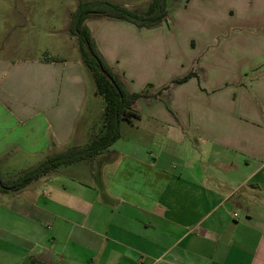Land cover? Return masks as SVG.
I'll list each match as a JSON object with an SVG mask.
<instances>
[{
  "label": "crops",
  "instance_id": "0c3cea01",
  "mask_svg": "<svg viewBox=\"0 0 264 264\" xmlns=\"http://www.w3.org/2000/svg\"><path fill=\"white\" fill-rule=\"evenodd\" d=\"M173 3L162 73L184 67L186 56L180 75H196L170 87L165 79L150 90L158 97L137 99L139 118L123 121L101 154L0 192V264H264V0ZM86 24L137 92L130 84L139 61L110 59L106 32L96 33L104 21ZM61 59L37 63L33 77L0 81V167L16 154L44 161L77 135L76 146L95 136L81 124V50ZM20 86L42 100L49 88L51 100H24Z\"/></svg>",
  "mask_w": 264,
  "mask_h": 264
},
{
  "label": "rangeland",
  "instance_id": "374dc122",
  "mask_svg": "<svg viewBox=\"0 0 264 264\" xmlns=\"http://www.w3.org/2000/svg\"><path fill=\"white\" fill-rule=\"evenodd\" d=\"M80 1L82 0H0L1 83L2 81H12V83H14L13 80L15 81L16 78L33 77L34 75L32 72L34 69L38 70L37 63L41 61L48 62L43 60L44 58L65 57L67 60L64 59V62H70L71 59L80 55L78 41L71 39L72 37L68 34L71 15ZM111 1L118 2L129 8H143L150 2V0ZM173 1L174 0H170V3L174 4ZM233 2L234 0H225V4H232ZM109 20L110 19L107 18H92L91 22L104 21L105 25L102 27V31L98 30L96 33L97 35H101L103 31L106 32V48L104 51L110 59L118 58L120 61H123V59L128 60V58H131L139 61L133 66L134 72L131 74L133 83L130 84V89L135 87L137 92L146 89L154 90V87L160 86L165 79L168 81L165 87H170L169 85H171V83H177L173 81L182 76L180 74L189 66L192 59L182 56L179 62L184 64V67L178 63L177 69L179 70H175L176 68L173 67V69L169 68L167 70L166 75L162 73L165 66H167V64H163L165 59L163 55L166 53L167 49L163 44V36L168 34L166 30L168 26L164 25H166L167 22L159 27L149 29L138 28L131 25L135 28L133 30L130 27V23L127 26L123 23H117L119 21L118 19H112V22ZM91 26L95 29L98 28L93 24H91ZM169 35L173 37L172 34ZM180 50L181 52L185 51L183 48ZM61 58L60 61L62 60ZM14 67L15 69H13ZM85 68L88 78L86 94V96H88V104L82 112L81 124L86 132L88 130L90 134H97V131L95 133L92 132L91 126H95L94 128L96 129L100 127V116L102 118L101 112L104 110L105 102L103 97L95 91V82L86 64ZM11 73L13 74L11 75ZM19 74L21 75L18 76ZM184 76L186 75L182 77ZM222 79L223 78H220L219 82H221ZM16 83L18 84V82ZM149 84H152V86L150 87ZM18 88L20 95L23 94L24 100L26 98L31 100L32 96L40 99L42 103H46L47 101L50 102L51 100V91L49 88L43 100L40 98V92L38 90H34L31 96L30 89L26 90V88H22V86ZM35 91H38V93L35 94ZM156 93H158V91ZM50 106L51 105H48V107ZM57 110L59 114H62L60 109ZM57 110H52V112L56 113ZM76 137L77 138L74 137L75 139L73 138L70 148L80 145L77 144L79 141L77 139L81 136L77 135ZM115 144L116 143H114V145ZM119 146L123 147V144H119ZM39 157L41 156L29 157L23 154L11 156L9 158L11 160L5 162L0 167V170L4 173L2 174L0 172L1 176L4 179H16L24 170L40 164L42 158Z\"/></svg>",
  "mask_w": 264,
  "mask_h": 264
},
{
  "label": "trees",
  "instance_id": "16d2710c",
  "mask_svg": "<svg viewBox=\"0 0 264 264\" xmlns=\"http://www.w3.org/2000/svg\"><path fill=\"white\" fill-rule=\"evenodd\" d=\"M169 16L168 0H150L143 8H129L111 0H82L78 3L71 15L70 31L78 39L83 61L91 71L97 93L105 102L99 131L88 143L52 153L37 166L22 172L16 179H4L0 173V192L19 191L62 165L73 164L101 154L120 138L123 121L131 122L139 118V113L133 108L137 99L160 95L161 92L153 94L149 89L141 92L129 90L122 77L105 61L86 22L92 18L118 19L138 28L149 29L167 22ZM85 41L89 42L94 56L87 51ZM43 60L60 61L55 57H47ZM99 65L111 78L99 69ZM195 75V72H191L173 82L182 83ZM149 86L151 87L152 84Z\"/></svg>",
  "mask_w": 264,
  "mask_h": 264
},
{
  "label": "water",
  "instance_id": "95a60500",
  "mask_svg": "<svg viewBox=\"0 0 264 264\" xmlns=\"http://www.w3.org/2000/svg\"><path fill=\"white\" fill-rule=\"evenodd\" d=\"M85 45H86V48H87V51L89 52V54L91 55V56H94V52H93V50H92V48H91V46H90V44H89V42L88 41H85ZM99 69L108 77V78H111L110 77V75L107 73V72H105L104 71V69H103V67L101 66V65H99Z\"/></svg>",
  "mask_w": 264,
  "mask_h": 264
}]
</instances>
